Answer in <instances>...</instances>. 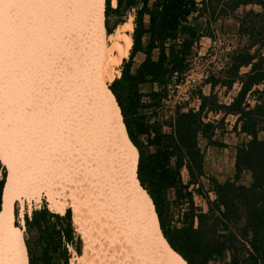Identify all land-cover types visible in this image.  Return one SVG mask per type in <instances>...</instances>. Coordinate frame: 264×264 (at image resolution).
<instances>
[{
	"label": "bare ground",
	"instance_id": "obj_1",
	"mask_svg": "<svg viewBox=\"0 0 264 264\" xmlns=\"http://www.w3.org/2000/svg\"><path fill=\"white\" fill-rule=\"evenodd\" d=\"M104 6L105 0H0V159L8 173L0 264H24L26 244L16 218L24 222V199L40 202L44 195L52 203L55 186L75 188L83 208L97 215L105 264H187L163 237L152 200L139 184L138 151L108 86L129 55L132 18L109 34ZM19 38L24 46L16 50ZM33 96L39 98L29 113L36 117L35 136L27 131L32 120L19 114ZM46 118L56 128L43 155L37 142L50 131L41 126ZM81 159L93 165L81 171L91 181L85 186L77 177L74 187L70 171Z\"/></svg>",
	"mask_w": 264,
	"mask_h": 264
},
{
	"label": "trees",
	"instance_id": "obj_2",
	"mask_svg": "<svg viewBox=\"0 0 264 264\" xmlns=\"http://www.w3.org/2000/svg\"><path fill=\"white\" fill-rule=\"evenodd\" d=\"M248 5L259 10L244 9L238 16L239 32L246 36V44L230 54L220 75H212L206 82L211 88L217 84L231 88L238 82L240 87L232 101L222 104L215 94L199 91L196 110L178 108L165 124L144 119L142 97L150 98L149 107L159 105L172 73L187 69L192 48L203 36L195 21L227 16ZM128 12L133 13L132 45L120 73L108 86L128 138L137 148V179L152 200L163 237L187 264L216 260L225 261L223 264H264V99L252 105L246 100L254 86L264 82V54L260 51L264 49V0H116L115 7L105 0L106 32L114 29L109 25L111 15L118 19L116 26L126 21ZM136 54L142 59L133 69ZM241 68L248 69L241 72ZM146 84L151 87L147 94L141 90ZM220 111L235 115L233 129L248 137L236 147L233 178L224 181L206 176L198 144L200 137L210 140L216 128L214 121L205 120V114ZM141 136H145L149 151ZM183 169L187 182L182 179ZM245 170L251 175L248 184L240 182ZM7 177L0 159V208ZM201 177L209 180L213 199L202 191ZM169 189L177 200L189 205L181 226H171L164 212ZM194 192L205 199L206 210L194 206ZM24 222L39 249L34 255L25 239L24 264H68L69 246L80 254L81 240L75 235L70 208L60 215L42 206L29 216L25 213Z\"/></svg>",
	"mask_w": 264,
	"mask_h": 264
},
{
	"label": "rangeland",
	"instance_id": "obj_3",
	"mask_svg": "<svg viewBox=\"0 0 264 264\" xmlns=\"http://www.w3.org/2000/svg\"><path fill=\"white\" fill-rule=\"evenodd\" d=\"M109 2H110V5L112 7L116 6L113 4L112 0H109ZM250 8H252L254 10H259L258 6L248 5L246 7H240L234 13H231L227 16L215 17L214 19H211L210 21H206L204 18L197 19L195 21V23L199 27L201 34H203V36L199 39V41H197L194 44L195 46L192 48V52H191V55L189 57V60L191 58H193L195 55H197V51L199 50L200 47H202L203 50H207L208 53L212 52L209 49H207L208 48L207 46H208L210 40L213 38H216V37L227 41L232 46L233 52L236 49H238L239 47L245 45L247 38H246V36H244L243 34H241L239 32L238 16L242 15V12L244 9L248 10ZM131 18L133 20V13L128 12L126 14V17L124 18V20H126L124 23L128 22ZM104 20H105V17H104ZM117 20H118L117 17H115L113 15H111L109 18V25L111 27H114V29L111 33L115 32V30H117V28L118 29L121 28V25L124 24V23H118L115 26L114 23H116ZM18 44H20V38H19ZM75 44L77 46H79L77 43H75ZM20 45L17 46L15 49L17 50L19 47H20L19 49L23 48L24 44H20ZM256 48L257 47H254V49H256ZM260 51L262 54H264V49H262ZM127 58H125V59H127ZM141 59H142L141 54L135 55V58H134L135 64L133 65V69L136 67L137 63ZM123 60L120 63V65L118 67H116V70H120L122 63H123ZM222 63H223V56H217L215 58H212L211 56L206 55L199 60L198 70L201 71L203 69H209L210 72L217 71L218 74L220 75L221 73H220V71H218V68L222 66L221 65ZM247 69L248 68H241V72H245ZM108 83L110 84V82H108ZM239 87H240V85L238 82H235L231 88H226L225 86H222L220 84H217L213 88H211L210 84L202 83L200 87L193 90L192 97L187 102L180 104V105H177L176 109L180 108L182 110H187L189 108H193L196 110L198 108V105H199V101L196 100L199 91L204 93V94L213 93L216 95L219 103L228 104L232 101V98L237 94ZM35 89H36V87H35ZM150 89H151V87L149 84L141 86V90L145 94H147V92ZM253 89L255 90L253 93H250V94L248 93L246 95V100L251 105L254 104L256 102V100H258V99H260V100L264 99V82L254 86ZM34 97L35 96H33L34 102L32 99H30L32 97H30L28 102H25L26 104L21 105V107L24 110L21 109L19 112V114H21V115L27 114V116L29 117L28 120L29 121L32 120V123L30 124V128L29 129L27 128V131L29 130L30 134L35 133L34 131H32V130H35L32 125L34 124L33 122L35 121L33 119L36 118L34 115L32 116L33 111H31L32 110L31 108H32V106L36 107V105H38L37 102L39 100L38 96H36V99H34ZM142 100H143L144 104L146 105V108H142L141 113L144 114V119L148 120V122L157 121L160 124H165V123L169 122L171 120V118L173 117L172 116V107H171L172 102L164 103L161 101L159 103V105H155L154 107L153 106L149 107L148 104H149L150 98L147 96H143ZM27 105H28V107H27ZM29 113H32V114L29 116ZM173 114H175V112ZM205 115H206L205 120L214 121L215 126H216L214 133H213V136L210 140L202 138V137H200L198 139V144H199L200 150H201L202 155H203V166H204V171L206 173V176H214L219 181H224L227 178H233V176H234V158H235V153H236V147L242 141L247 140L248 137L246 135L240 133L238 130L233 129V125H234L235 120H236L235 115H232V114L224 115L223 111H220L217 113L209 112ZM49 119L46 118L42 122L41 126H43L45 124L43 127L46 126L45 127L46 130L48 129L50 131L49 132L44 131L45 133L42 134V138H40V140L38 142L35 141V143L36 142L38 143V146L40 147V149L41 148L44 149L43 155L46 154V148L51 143L52 137L54 135L52 132H54V129L56 128V126L53 125V123H54L53 121L50 124ZM34 126H35V124H34ZM53 126H54V128H53ZM163 129L166 131L168 128L166 127V125H164ZM43 130H45V129H43ZM34 136H35V134H34ZM44 137L47 139H45ZM141 140H142L143 144L145 145V150L149 151L148 146H146V144H145L146 143L145 136H141ZM40 143H41V145H40ZM66 155H70V154L68 153ZM1 161H2V159H1ZM72 161L74 163V160H72ZM75 162H76L75 165H72V170H74V171H70L72 173V175L70 176L71 180L73 181V183L75 185V186L74 185L73 186L76 187L77 177L81 180V182H82L81 184L84 183V185L86 186V182L91 181V178H90V175L83 176L82 175L83 173L81 171L88 168L89 165L90 166H93V165L90 161H87L85 159H83L82 161H75ZM6 169H7V167H6ZM78 172H80L81 176H78V174H79ZM75 178H76V181H75ZM182 179L184 182H187V180H188V175H187V172L185 169L182 170ZM250 180H251L250 172L247 170L243 171V173L241 174V177H240V182L244 183V184H248L250 182ZM53 182H56V180L54 179ZM199 182L202 186L201 187L202 191L207 193L210 199H213L215 196H214V193L209 190L210 189V183H209V180L207 179V177H201ZM191 188H192V186H190V189ZM44 192L47 195L46 190H44ZM75 192H76L75 188H73L72 190L71 189L67 190V187H66V190L63 191L60 187L55 186L51 191L52 198H53L52 203H49L44 195L42 196L40 202L33 200L32 202L28 203V199L27 200L24 199L25 200V202H24L25 213L29 216L32 210L41 208L42 206H46L49 211L54 212V213H60V215H63L65 213L66 208H70L74 232H75V235L80 238L81 245H80V254H78L72 247H70V246L68 247V254H69L68 264H105L104 260L102 259V257H104L103 254L105 253V245H104L103 241H101L102 239H100V235H98L100 231H98L97 221H95V219H97V218H95V217H97V215L95 214V217H94V215H92L93 213L89 212V208L87 205L83 208V206L81 205L82 204L81 203L82 198L80 197L81 195L79 192H76V194H75ZM78 193H79V195H78ZM193 198H194V206L195 207L202 208L203 210L207 209L205 199L201 195H198L196 192H194ZM15 205H16L15 211H16V214L18 215V214H20L19 210L21 209V203L19 201H16ZM188 206L189 205L185 202V200L182 201V200L176 199V196H175L174 191L172 189L167 190L166 201L164 203V212L167 215V218L169 219V223L171 226L177 227V226H181L183 224L184 212L188 208ZM100 207H101L100 208L101 211H103L104 208H106L104 203H103V205L100 204ZM86 223H87V225H86ZM14 227L16 230H23L24 244H25V239H26L29 242L31 250L34 252V255L37 256L39 253V249H37V246L35 245V243L33 241L34 240L33 239L34 234L29 232L26 229L25 222H22V221L20 222V220L18 219V216H17ZM90 242H91V244H90ZM98 246H100V247H98ZM100 250L102 251V253H99V252H101ZM26 254H27V247H26ZM25 258H26V256H25ZM148 261H150V260L148 259ZM223 262H225V261H217L216 260V261H210V262H208V264H223ZM150 264H153V263L150 261Z\"/></svg>",
	"mask_w": 264,
	"mask_h": 264
},
{
	"label": "built area",
	"instance_id": "obj_4",
	"mask_svg": "<svg viewBox=\"0 0 264 264\" xmlns=\"http://www.w3.org/2000/svg\"><path fill=\"white\" fill-rule=\"evenodd\" d=\"M207 47L212 52L208 53L200 47L197 55L189 60L188 67L183 73L179 74L177 71L172 73L166 86V95L162 98L164 103L172 102V116H174L177 105L187 102L192 97L193 90L200 87L202 83L206 84L210 76L218 73L217 71L210 72L209 69L199 71V60L206 55L212 58L223 56L222 66L218 68L220 71L228 63L229 56L233 52L232 46L227 41L217 37L211 39ZM196 100H199L198 97Z\"/></svg>",
	"mask_w": 264,
	"mask_h": 264
},
{
	"label": "water",
	"instance_id": "obj_5",
	"mask_svg": "<svg viewBox=\"0 0 264 264\" xmlns=\"http://www.w3.org/2000/svg\"><path fill=\"white\" fill-rule=\"evenodd\" d=\"M3 190V189H2ZM2 209V203H1V208H0V210Z\"/></svg>",
	"mask_w": 264,
	"mask_h": 264
},
{
	"label": "crops",
	"instance_id": "obj_6",
	"mask_svg": "<svg viewBox=\"0 0 264 264\" xmlns=\"http://www.w3.org/2000/svg\"><path fill=\"white\" fill-rule=\"evenodd\" d=\"M199 101V100H198Z\"/></svg>",
	"mask_w": 264,
	"mask_h": 264
}]
</instances>
